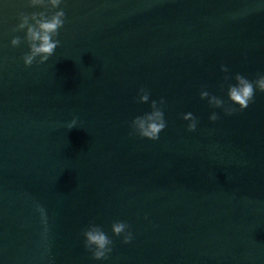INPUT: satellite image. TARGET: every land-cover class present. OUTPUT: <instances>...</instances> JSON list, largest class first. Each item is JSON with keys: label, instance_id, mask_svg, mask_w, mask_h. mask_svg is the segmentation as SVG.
I'll return each mask as SVG.
<instances>
[{"label": "water", "instance_id": "1", "mask_svg": "<svg viewBox=\"0 0 264 264\" xmlns=\"http://www.w3.org/2000/svg\"><path fill=\"white\" fill-rule=\"evenodd\" d=\"M60 9L59 46L26 67V29H13L43 9L0 0V264H264V92L231 116L200 98L231 103L237 73L264 74V0ZM141 88L148 103L136 102ZM161 98L159 139L130 135ZM116 221L131 243L113 235ZM89 224L113 241L106 260L84 248Z\"/></svg>", "mask_w": 264, "mask_h": 264}, {"label": "clouds", "instance_id": "2", "mask_svg": "<svg viewBox=\"0 0 264 264\" xmlns=\"http://www.w3.org/2000/svg\"><path fill=\"white\" fill-rule=\"evenodd\" d=\"M62 0H27V6L30 8H41L43 11L18 14L19 23L13 31L20 32L26 29L24 42H26L29 51L22 56L23 63L26 67H30L35 62L37 65L45 63L52 56L59 46L60 41L56 39L59 30L65 22V13L60 8ZM21 44L19 36L11 40L13 47ZM39 58V59H37ZM221 71L227 73L229 70L226 66L221 65ZM230 77L225 76L227 81ZM236 83L229 84L227 96L231 103H227L221 98L210 94L208 91H201L200 98L207 99L208 104L212 108L223 109L226 115H233L237 111H243L250 103L253 102L254 94L258 90L264 92V74L258 75L255 80H249L245 76L237 73L234 77ZM223 87V86H221ZM150 92L141 88L138 93V103H148ZM165 100L161 98L159 102L152 100L150 104L151 111L141 116H136L130 123V135H138L140 138L148 140H158L159 133L166 128L164 119L163 106ZM238 105L239 109L232 107ZM182 119L188 121L187 130L193 132L196 130L197 119L192 113L183 114ZM209 119L216 121L218 116L213 112ZM77 124V119L68 124L67 129L71 130ZM43 211V209H40ZM147 219V217H145ZM129 225L122 221H116L111 225V231L114 236L123 235V243L128 244L132 241V233L128 231ZM84 237V248L91 252L92 258L95 260H106L112 252L113 241L102 230L100 226L89 224L82 231Z\"/></svg>", "mask_w": 264, "mask_h": 264}]
</instances>
